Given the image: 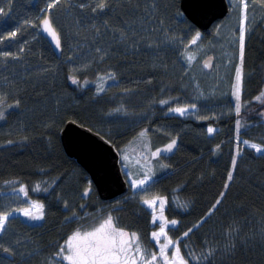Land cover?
Segmentation results:
<instances>
[{
  "label": "trees",
  "instance_id": "1",
  "mask_svg": "<svg viewBox=\"0 0 264 264\" xmlns=\"http://www.w3.org/2000/svg\"><path fill=\"white\" fill-rule=\"evenodd\" d=\"M99 2L0 0V216L10 214L0 264H66L57 253L70 236L109 216L156 253L144 200L158 196L177 221L168 233L189 264H264V153L234 139L239 122L242 136L264 145V103L255 100L264 90V9L243 51L247 104L238 114L196 120L168 113L191 103L180 53L199 28L181 0H103L105 9L93 13ZM125 107H141L147 118L126 126L117 120ZM70 120L120 152L142 132L153 150L178 141L160 155L165 170L148 188L129 187L106 202L64 149L61 132ZM210 125L220 128L213 137ZM22 188L25 199L15 202ZM35 210L43 218L32 225L22 215Z\"/></svg>",
  "mask_w": 264,
  "mask_h": 264
},
{
  "label": "rangeland",
  "instance_id": "2",
  "mask_svg": "<svg viewBox=\"0 0 264 264\" xmlns=\"http://www.w3.org/2000/svg\"><path fill=\"white\" fill-rule=\"evenodd\" d=\"M228 2L230 4L229 15L222 21L214 24L209 32H202L199 30L197 32L200 34L199 38L196 37V33L190 40L189 44L182 49L183 52H181L180 55L183 63L186 64L188 71L186 87L190 90L191 103L174 107L168 112L169 114L185 118H193L196 120L204 118H220L229 114H238L236 111L237 100L234 95L237 72L241 74V96L238 101L240 104V110L247 104L242 95L243 84L245 82L242 69L243 51L253 25L262 18L261 12L264 9V5L261 0H228ZM245 3H247V8L244 7ZM241 35L243 36L242 48ZM193 39L196 40L194 44L192 43ZM189 57H191V59H189ZM255 100L264 103V90L255 97ZM134 108L135 109L127 107L123 108L118 114L117 120L124 122L126 126H131L147 118L142 114L141 111L144 112V110L141 107H138V109L136 107ZM177 108L185 109V111L183 114L173 111V109ZM122 114H124L123 118ZM209 128L213 129V131L209 132ZM218 130H220L219 127L210 125L207 128L208 136L213 137ZM145 138V132H142L140 137L133 140L135 141L134 144H130L122 152L119 151L121 165L129 182L128 185L133 190H144L148 188L157 176L165 170L159 157L161 154L172 152L178 141V138L174 140L175 145L171 151H168L167 147L172 142L166 146L153 150L149 146L148 139H146V141ZM234 139L244 147H250L255 149L258 153H264V145L242 136L239 122L235 125ZM138 143L141 144L138 146ZM254 145L256 147H253ZM257 148H259V150H257ZM141 180L145 181V183L143 186H138L139 181ZM12 199H14L15 202L23 200L25 199V193L20 191V199L16 194ZM145 200L156 201L152 206L144 203L152 211L153 216L156 217L155 222L153 221V224L155 225L153 233L159 232L161 227H165L166 235L160 236L159 239L152 236L157 245L156 253H154L157 257L155 261H152L149 253L140 246L141 251L137 255H142L144 257L143 264H179L181 257L187 261L181 252L178 255L175 254L174 246H169L165 253L168 260L164 261L162 259L161 246L167 243L168 239L176 242L168 233V229L173 225H171V220H169L165 214L166 199L158 196ZM40 213L41 212L35 210L31 214L39 215ZM13 215H16V213ZM22 217L26 222L32 225L41 221V219H31L25 214H23ZM7 223L8 221L6 222V227ZM112 226L129 233V237L131 238V233L116 226L113 219ZM94 230L86 232L79 231V233L83 236L85 233ZM73 235H71L66 241L64 246L65 249H67V242ZM133 247L135 248V244ZM67 254V250L63 252L64 256ZM64 261L66 264H70V261L66 259H64ZM137 264H142V262L138 260ZM187 264L189 263L187 262Z\"/></svg>",
  "mask_w": 264,
  "mask_h": 264
},
{
  "label": "water",
  "instance_id": "3",
  "mask_svg": "<svg viewBox=\"0 0 264 264\" xmlns=\"http://www.w3.org/2000/svg\"><path fill=\"white\" fill-rule=\"evenodd\" d=\"M185 16L200 31L211 27L230 13L228 0H181ZM64 149L70 158L82 166L95 184L102 200L114 202L123 198L129 189L116 147L100 133L73 120L61 132Z\"/></svg>",
  "mask_w": 264,
  "mask_h": 264
},
{
  "label": "snow or ice",
  "instance_id": "4",
  "mask_svg": "<svg viewBox=\"0 0 264 264\" xmlns=\"http://www.w3.org/2000/svg\"><path fill=\"white\" fill-rule=\"evenodd\" d=\"M54 3H59V0H54ZM54 4H50L49 7H53ZM79 7L84 8L85 4L81 3ZM106 5L103 2V0H100V2L95 6L92 7V12L95 13L97 9L100 11H103L105 9ZM244 7L247 8V3L244 4ZM43 26L45 31L49 32L50 35L55 39L56 46H60V39L55 32V30L52 27V22L50 19H44L43 20ZM11 36H15L16 33L12 32L10 34ZM200 34L197 33L196 37L199 38ZM196 42L195 39H193L192 43L194 44ZM243 36L241 35V48L243 46ZM4 56L10 55V53H2ZM242 57V53H241ZM191 59V57H189ZM76 81L73 80V83ZM237 104H236V111L239 113L240 111V104L239 99L241 96V74L237 72L236 76V85H235V93H234ZM18 103V102H17ZM173 111L180 112L183 114L185 109L177 108L173 109ZM3 118V113L0 112V119ZM213 129L209 128V132H212ZM175 145V141H173L171 144L168 145L167 150L171 151L172 148ZM253 147H256L255 145ZM259 150V148H257ZM235 163V162H233ZM229 180L232 179L231 174H229L228 177ZM145 181L141 180L139 181L138 186H143ZM20 191L25 192L27 194L26 189H20ZM145 204L152 206L156 203L155 200L144 201ZM219 203V201H217ZM162 208V205H161ZM24 214L26 216H29L31 219H42L43 213L41 212L39 215H32L30 212L25 211ZM10 214H4L0 216V233H3L6 230V222L9 219ZM156 217L153 216V221L155 222ZM171 225L175 226L177 224V221L173 220L170 222ZM191 231V229L189 230ZM166 235L165 233V227H161L159 229V232L152 233V236L156 239H159L160 236ZM185 236L188 235L187 232L184 233ZM138 237L135 233L131 234V238L129 237V233L124 232L122 230L116 229L112 226V217L109 216L103 224L100 225L99 228L95 229L92 232H87L83 236L79 232L75 233L72 238L67 242V249L62 248L57 255H61V253L65 252L67 250L68 254L64 256L63 258L70 261V264H137V261H141L143 264L144 257L142 255H137L140 253V245L137 242ZM135 244V248L133 245ZM179 241L173 242L171 239L167 240V243L161 246V254L162 259L164 261H167L168 258L166 256V251L169 248V246L175 247V254L180 253V249L178 247ZM4 251H9L8 249H4ZM212 253L209 251L208 255L210 256ZM151 256V260L155 261L157 259L156 255L154 253H149ZM189 255H192L189 253ZM193 259H196L195 256L192 257ZM205 259L207 257H204ZM175 259V257H174ZM179 264H187V261H185L182 257L180 258Z\"/></svg>",
  "mask_w": 264,
  "mask_h": 264
},
{
  "label": "bare ground",
  "instance_id": "5",
  "mask_svg": "<svg viewBox=\"0 0 264 264\" xmlns=\"http://www.w3.org/2000/svg\"><path fill=\"white\" fill-rule=\"evenodd\" d=\"M218 23V22H217ZM216 24V23H215Z\"/></svg>",
  "mask_w": 264,
  "mask_h": 264
}]
</instances>
